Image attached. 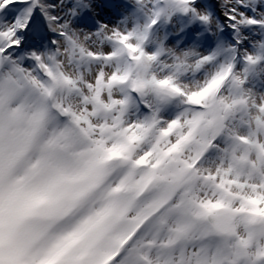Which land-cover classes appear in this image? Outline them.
<instances>
[{
    "label": "snow or ice",
    "instance_id": "obj_1",
    "mask_svg": "<svg viewBox=\"0 0 264 264\" xmlns=\"http://www.w3.org/2000/svg\"><path fill=\"white\" fill-rule=\"evenodd\" d=\"M0 264H264V0H0Z\"/></svg>",
    "mask_w": 264,
    "mask_h": 264
}]
</instances>
